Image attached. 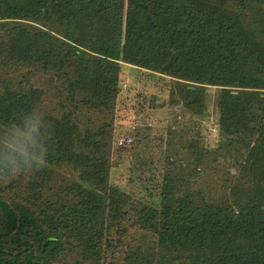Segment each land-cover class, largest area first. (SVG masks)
<instances>
[{
	"label": "trees",
	"instance_id": "obj_1",
	"mask_svg": "<svg viewBox=\"0 0 264 264\" xmlns=\"http://www.w3.org/2000/svg\"><path fill=\"white\" fill-rule=\"evenodd\" d=\"M263 25L264 0H0V264H53L71 240L74 264H99L120 61L176 79L196 115L222 88L219 145L196 162L238 170L233 199L184 166L165 177L159 264H264Z\"/></svg>",
	"mask_w": 264,
	"mask_h": 264
},
{
	"label": "rangeland",
	"instance_id": "obj_2",
	"mask_svg": "<svg viewBox=\"0 0 264 264\" xmlns=\"http://www.w3.org/2000/svg\"><path fill=\"white\" fill-rule=\"evenodd\" d=\"M120 65L110 136L111 204L99 264H159L156 227L162 183L169 173L179 174L177 167L184 166L186 170L180 176L191 177V190L201 191L206 197L233 199L232 176L238 175L234 158H220L218 164L210 158L200 168L196 162L197 150H214L219 145L218 97L222 88L206 86L205 108L196 115L187 109L173 77L123 61ZM7 77L0 73V91ZM40 77L44 78L40 74L38 80H42ZM39 85L44 87V82ZM57 177L60 183L75 174L59 170ZM78 259H83V250L71 240L53 264H74Z\"/></svg>",
	"mask_w": 264,
	"mask_h": 264
},
{
	"label": "clouds",
	"instance_id": "obj_3",
	"mask_svg": "<svg viewBox=\"0 0 264 264\" xmlns=\"http://www.w3.org/2000/svg\"><path fill=\"white\" fill-rule=\"evenodd\" d=\"M33 130H37L36 127H35V125H34V127H33ZM38 163H40V164L42 165V167L39 168L38 170H40V169H42L43 167L46 166V163H45L43 160H38Z\"/></svg>",
	"mask_w": 264,
	"mask_h": 264
},
{
	"label": "built area",
	"instance_id": "obj_4",
	"mask_svg": "<svg viewBox=\"0 0 264 264\" xmlns=\"http://www.w3.org/2000/svg\"><path fill=\"white\" fill-rule=\"evenodd\" d=\"M123 88L126 89L127 88V85H124Z\"/></svg>",
	"mask_w": 264,
	"mask_h": 264
}]
</instances>
